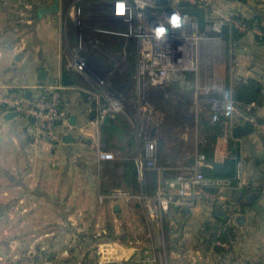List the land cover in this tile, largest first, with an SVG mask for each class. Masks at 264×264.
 I'll return each instance as SVG.
<instances>
[{"label": "crops", "instance_id": "0c3cea01", "mask_svg": "<svg viewBox=\"0 0 264 264\" xmlns=\"http://www.w3.org/2000/svg\"><path fill=\"white\" fill-rule=\"evenodd\" d=\"M54 1L0 0V90L14 87L25 96H34L41 85L59 84L65 115L57 127L58 142L34 144L32 119L21 114L5 118L10 110L0 106V264H100L92 253L101 254L106 247L117 251L118 258L153 254L154 264H264V140L242 119L234 123V128L244 127L240 136L223 137L225 152L237 149L243 162L241 186L229 189L216 201L198 197L190 206H170L156 244L117 235L123 229L119 219L126 212L125 204L117 202L114 211L116 202L98 203V196L115 189L128 190L113 183L123 180L121 162L135 159L143 148L138 147L123 110H117L91 76L73 67L69 60L75 46L70 0H58L53 13L40 12ZM202 4L208 16L221 12L240 25L235 44L242 40L241 76L258 81L264 97V44L256 40L263 34L255 26L264 24V0H204ZM242 19L253 26H246ZM90 37L100 47L92 54L101 65H110L112 61L102 53H112L121 39L93 33ZM41 70L45 73L39 78ZM122 75H113L109 84L116 89V99L132 103L126 97L136 88L135 80ZM105 101L110 102L112 111L96 128L94 108ZM255 114L264 115V100ZM65 134L76 141L63 143ZM170 139L172 134L160 137L155 158L163 161L161 165L180 167L182 163L176 161H185L182 142L174 140L175 146H171ZM120 147H125L123 153ZM109 150L116 153L114 160L99 158L100 151ZM99 164L105 168V178L99 171L91 175L93 166ZM148 175L151 184L154 172ZM221 228L232 230L226 231L224 241L212 240ZM214 246L222 251L216 252Z\"/></svg>", "mask_w": 264, "mask_h": 264}, {"label": "built area", "instance_id": "2783aa9c", "mask_svg": "<svg viewBox=\"0 0 264 264\" xmlns=\"http://www.w3.org/2000/svg\"><path fill=\"white\" fill-rule=\"evenodd\" d=\"M182 1L202 4L204 0H167L164 2L165 5H163L162 0L104 1L103 3L108 5V14L105 17L108 27H98L93 29V32L122 37L133 34L138 44L135 62V73L138 80H142L144 85L152 88L164 87L169 82L178 83L181 87L188 89L187 92L194 100H197L200 92V95L207 98L209 103L210 121L216 123L221 116L225 118L226 128L223 135L225 139L231 138L236 119H242L257 131L264 140V115L257 116L251 112L256 106L254 102L243 104L233 99L227 92L219 96H211L209 90L212 85L215 86L214 84L211 87L210 85L199 87L196 82L187 79L188 75H197L199 47L208 38L207 33L200 30L197 21L179 9L178 4ZM103 3L100 2L99 5ZM71 11L80 14V7L72 6ZM173 13L179 14L184 20L185 23L181 29L171 28L168 21ZM210 20L211 24L206 27L210 28L212 34L218 38H222L219 33L228 22L236 28H240L236 20L223 16ZM133 21L135 25L131 29ZM157 27L167 29L164 38L160 40L155 37ZM125 28L130 29L127 32ZM75 34L74 48L78 50L82 48L84 40L81 39V33ZM87 40L92 51L100 50L97 42ZM92 51L89 50L86 57L97 60ZM75 54H78V51L71 55L73 67L79 72H86L89 76L94 75L85 67L86 59L84 57L72 58V56H76ZM92 77L97 78V76ZM98 78L101 82L102 78L99 76ZM39 88L38 94L28 97L14 87L4 88L0 90V106L10 111H17L23 117L32 119V143H56L60 140L57 127L65 121L62 108L63 87L59 84H49L41 85ZM111 111L109 101L98 103L95 106L93 123L96 128H100L106 122ZM153 152L151 142H148L144 144L141 154L134 159L138 179L142 183L145 184L146 179L149 178V171L154 172L155 187L153 191L142 189L133 192L115 189L100 194L98 200L113 203L119 201L139 202L144 207L147 216L152 221L160 223L162 215L172 205L190 206L198 197L206 201H216L229 189L244 183V167L239 158L233 157L231 176L206 175L204 172V169H211L214 164L224 163L230 152L226 151L223 155L214 154L212 160L209 161L206 160L204 153H197L193 164L188 167L157 166ZM98 155L102 160L113 159V154L110 151H100ZM169 169L174 171L171 176L164 174V171ZM155 261L156 257L153 254L116 258L114 254L105 253L104 249L100 258V264H154ZM170 264L181 263L172 261Z\"/></svg>", "mask_w": 264, "mask_h": 264}, {"label": "rangeland", "instance_id": "374dc122", "mask_svg": "<svg viewBox=\"0 0 264 264\" xmlns=\"http://www.w3.org/2000/svg\"><path fill=\"white\" fill-rule=\"evenodd\" d=\"M165 1L167 0H162L163 3ZM70 3L71 7L78 6L75 0H70ZM163 5H165V3ZM81 12L82 10L80 8V14H76L74 12H72L73 14L71 13L73 17V29L71 30L73 33H76L75 35H77V33H81V39L82 41L84 40L82 48H79L78 50L74 48L72 51V53L78 51V54H75L78 57L72 56V58L78 59L79 57H84L86 59L85 67L88 68L87 70L94 73L92 76H97L96 79L92 76L90 78H93L99 85H101V90L104 92L105 97L115 102L117 110L119 109L118 111L123 110L122 114L127 117L125 121L127 120L126 123L128 124L129 129H131L136 135V138H138L139 148H144V144L151 142L155 158L156 155L158 156L157 153H159L157 148L159 147L160 137H166L168 135V138H170L172 134L173 140L170 139V145L175 146L174 140H180L185 154V161L183 162L182 160H177L176 163H182V165H180L181 167H188L192 165L195 155L200 153L199 145L201 143H205V138L200 132L199 123L201 118L207 116L209 112V103L207 98H204L199 92L197 100H194L187 92L188 89L181 87L178 83L169 82L164 87L152 88L144 85L142 80L139 81L135 73V65L134 68L131 67V61H133L132 55H134V61L136 62L138 49L137 39L133 36V34L123 37L117 36L122 40V42L121 40L119 41V47H115L112 53L104 50L102 57L110 59L112 61L110 62V65L107 64L103 66L100 64L99 59L96 58L97 60H94L86 57V53L91 47L89 46L87 40L91 39V37L88 36L92 33H96L93 32V29L98 27H108V23L106 22L107 19L105 18L106 14H108V5H105L104 3L100 5L92 4L87 9L88 14L86 16L82 15ZM218 16H222V13H214L213 15L211 14V16L209 14L207 18L213 19ZM134 25L133 21L131 29H133ZM129 29L125 28V31H129ZM203 32L207 33L206 35L208 40L203 41L199 47L200 54L198 73L195 76L188 75L187 79L192 80V82H196L199 87H206L207 85H210L211 87V85L214 84L215 86L212 85L209 90V94L211 96H219L231 89L235 79L245 77L241 76L242 40L236 46L235 43H237V41L234 43L232 40L218 38L212 34V30L210 28L206 27ZM96 34L99 33L97 32ZM258 35L261 34L259 33ZM258 42L264 44V42ZM98 51L99 50L96 49L92 52ZM71 55L69 60H72ZM119 74L127 76L126 80L128 79L131 82L135 80L134 85L136 88L133 89V93H130L129 97H126V101L132 100V103H124L123 101L116 99V89L111 87L112 85L109 84L113 75L118 76ZM98 76L102 78L101 82ZM125 107H129L128 111L124 110ZM175 133L176 135H174ZM109 151L113 154L112 160H114L116 153L113 150ZM214 153L217 154L218 151H214ZM189 160H192L190 165L187 164ZM162 162L163 161H159V158H155L157 166H160ZM163 166L165 165H161V167ZM104 169L105 168H103L100 164L96 168L93 166L91 175H95L97 171L102 174ZM173 172L174 171L172 169H169L164 171V174L170 176ZM102 176L104 177V173ZM148 179L149 178L146 179L147 182ZM150 186H152V183ZM147 187L149 186L147 185ZM97 201L98 203L100 202L99 200ZM119 202H123L125 204L124 207H126V212L124 213V216H121L119 219L123 229L118 231V236H124L126 240L128 238L131 240L144 239V242H146L145 239H147V242H152L153 244L160 242L161 231H163L162 225L164 224V215H162L161 222L157 223L152 221L147 216L144 207L139 202ZM115 204H117V202ZM126 225L128 228L124 229ZM112 246L116 248V245L112 244ZM99 250L101 251L100 248ZM164 251L168 253L169 249L166 248ZM105 253L110 255L115 254L114 256L116 258L120 256L117 251L112 250L111 252V249L107 247ZM92 255L95 260H99L101 258V254L99 252L98 254L97 252H93ZM159 255L161 259H163L164 253L162 250H160Z\"/></svg>", "mask_w": 264, "mask_h": 264}, {"label": "trees", "instance_id": "16d2710c", "mask_svg": "<svg viewBox=\"0 0 264 264\" xmlns=\"http://www.w3.org/2000/svg\"><path fill=\"white\" fill-rule=\"evenodd\" d=\"M103 1H108V0H76V3L81 8L82 15L86 16L88 14L87 9L89 8L90 5L97 4ZM178 7L182 12L187 13L188 15H190L197 21L200 30L203 31L207 25L211 24V20L207 18L208 13L206 11V6H204L203 4H200V3L191 4L188 2L182 1L178 4ZM242 23H244L248 27L253 26V24L252 25L248 24L245 19H242ZM255 26L258 27V29L263 34V35H257L256 40L264 42V24L258 23ZM219 34L222 36V38L232 40L234 43L240 37V32L236 28L232 26L230 27L228 23L223 26ZM63 75L65 76V73H63ZM63 82H66L65 78H63ZM227 93L233 99L243 104L254 102L256 106L251 111L254 114H255L256 107L260 106L264 100V97L261 93V87H260L259 82L252 78L239 77L235 79L231 86V89ZM199 124H200V132L205 138V141H204L205 143H201L199 145V148H200L199 150L201 153H204L206 155V160L209 161V160H212L213 155L216 154L214 153V151H216V149L218 148L216 145L218 139L221 136L223 138V135L225 134V128H226L225 118L221 116L218 122L212 123L210 121V114L208 112L207 116H204L201 118ZM160 146H161V142L159 143V147ZM124 149L125 147H120V151L122 153ZM216 155H221V154L217 153ZM233 157L238 159L237 149L231 150L229 157L225 159L224 163L232 164L234 162ZM192 160H190V162H192ZM121 164L123 166V176H122L123 180L122 182H119V183L118 182L113 183L114 186L124 185L126 188H128L129 190L131 189L133 191H139L142 189L153 191L155 187V176L152 182L153 183L152 186L148 184L149 181L146 182L145 184L140 183L138 179L137 168H136L134 158L128 159V160L124 159L121 162ZM204 172L206 175H214L211 169H204ZM147 185L149 187H147ZM230 230H232V228H226L225 230L221 228L220 230H217L215 234L213 235L214 239L212 240L224 241V239L228 235L226 234V231H229V233H231ZM214 250L216 252L222 251L221 248L216 247V246H214Z\"/></svg>", "mask_w": 264, "mask_h": 264}, {"label": "water", "instance_id": "95a60500", "mask_svg": "<svg viewBox=\"0 0 264 264\" xmlns=\"http://www.w3.org/2000/svg\"><path fill=\"white\" fill-rule=\"evenodd\" d=\"M57 9H58V0H55L54 3L51 6L46 7L45 9H41L40 12L41 13H53V12L57 11ZM44 73H45L44 70L39 71L38 77L42 78ZM26 96H28V95H26ZM18 114L19 113L17 111H9V112L6 113L5 118H10V117L16 116ZM243 132H244V127H236L233 130V136L234 137H238ZM61 141L63 143L75 142L76 138L72 137L70 134H65V135H62ZM217 147H218V153L224 154V152H225L224 139L222 137H220L218 139ZM211 170H212V173L214 175L231 176L232 172H233V167H232L231 164L217 163V164H214L212 166ZM113 210L114 211L118 210V205L117 204L114 205Z\"/></svg>", "mask_w": 264, "mask_h": 264}, {"label": "clouds", "instance_id": "9594fccd", "mask_svg": "<svg viewBox=\"0 0 264 264\" xmlns=\"http://www.w3.org/2000/svg\"><path fill=\"white\" fill-rule=\"evenodd\" d=\"M168 22H169L172 29H181L185 23L184 20L181 18V16L177 13H173L170 16ZM166 31H167V29H165L164 27H157L155 29L156 39L160 40V39L164 38ZM229 111H230V109H229Z\"/></svg>", "mask_w": 264, "mask_h": 264}]
</instances>
